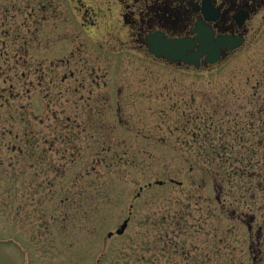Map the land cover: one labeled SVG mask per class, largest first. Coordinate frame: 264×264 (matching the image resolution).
Returning <instances> with one entry per match:
<instances>
[{
    "label": "rangeland",
    "instance_id": "374dc122",
    "mask_svg": "<svg viewBox=\"0 0 264 264\" xmlns=\"http://www.w3.org/2000/svg\"><path fill=\"white\" fill-rule=\"evenodd\" d=\"M120 12L117 0H0V264H264L235 209L256 232L263 213L246 200L264 207V149L251 138L264 134L212 156L181 130L218 95L229 125L262 108L259 54L171 67L137 51ZM206 172L228 188V213Z\"/></svg>",
    "mask_w": 264,
    "mask_h": 264
},
{
    "label": "flooded vegetation",
    "instance_id": "af4514ba",
    "mask_svg": "<svg viewBox=\"0 0 264 264\" xmlns=\"http://www.w3.org/2000/svg\"><path fill=\"white\" fill-rule=\"evenodd\" d=\"M117 1L121 9V21L126 27L130 28L135 38L134 46L138 52L143 50L148 52L149 44L147 38L155 34L163 35L167 39L189 40L194 42L196 44L195 51H197L200 47L198 41L199 33L201 34L203 32L208 34L209 38L211 37L213 50L216 51L218 49L220 52L217 61L212 64L207 62L209 57L208 53L203 54L197 68L181 63L172 64L164 60H155L150 55L153 60L164 62L171 67L193 69L196 72L202 70L215 71L225 63L233 60L239 53L245 52L246 49H251L253 54H259L260 56V69L264 77V0ZM88 19L94 20L93 16H89ZM256 85H259V90L264 92V79L258 81ZM78 91L76 89L75 92ZM220 94L223 95V93ZM219 97L218 95L217 99L213 101L210 116H207L199 107L196 111L197 115L194 118L188 117L185 119L181 128L185 137L187 136L192 139L193 146L196 145L203 149L206 148L204 146H211L207 148L210 152L204 153L205 155L218 156V153H226L236 146L243 147L246 143L250 142L247 140L251 135L250 130H256L258 128L264 134V106L256 113H252L251 111L247 113L249 119L246 123L238 121L234 125H229L225 119L232 117L234 113L232 111H223L224 109L218 105L220 104L219 100H221V97ZM254 99L257 100L252 95L250 101L252 102ZM260 134V139L256 137V134L251 138L253 140L258 139L256 143L251 142V146L264 149V137H260ZM213 136L218 140L216 144H214ZM26 140H29V138H26ZM27 146L28 141H25L24 151H27ZM262 156L264 161V153ZM44 159H46L45 156H41V162H44ZM209 161L211 160L209 159ZM237 173L235 171L234 175ZM207 174H211L210 177L214 180L215 206L220 207L221 211L225 213L227 211L224 207L226 206L225 203L227 202L229 190L215 183L217 176L215 172L214 174ZM248 199L249 201L246 200L248 203L247 208H249L248 212L253 210L254 212L263 213L262 219H264V207L260 209L258 206L256 207L255 197H249ZM224 204L225 206H223ZM230 204L235 206L233 202ZM237 207L240 209V213L237 214L238 218L241 219L240 222L245 224L247 230H249L251 245L254 236L255 241L260 240V244L264 246V220L261 223L258 222L260 223L259 227H257L258 230L253 232V225L248 226V224L244 223V217L248 216L243 211L244 208L240 207L239 203L235 209Z\"/></svg>",
    "mask_w": 264,
    "mask_h": 264
},
{
    "label": "water",
    "instance_id": "95a60500",
    "mask_svg": "<svg viewBox=\"0 0 264 264\" xmlns=\"http://www.w3.org/2000/svg\"><path fill=\"white\" fill-rule=\"evenodd\" d=\"M200 47L195 51L196 44L189 40H168L163 35L155 34L148 37L149 52L156 58L165 59L170 62H182L191 66H199L200 58L203 54L208 53L207 62L212 64L219 57V50H213L212 40L205 32L199 33ZM208 35V36H207ZM128 221L124 222L121 228L116 232L118 236H122L127 229ZM112 234L109 235L111 237Z\"/></svg>",
    "mask_w": 264,
    "mask_h": 264
},
{
    "label": "trees",
    "instance_id": "16d2710c",
    "mask_svg": "<svg viewBox=\"0 0 264 264\" xmlns=\"http://www.w3.org/2000/svg\"><path fill=\"white\" fill-rule=\"evenodd\" d=\"M127 155V154H126ZM197 203V202H196ZM176 225H177V227H178V229H181V223H180V220H178L177 222H176Z\"/></svg>",
    "mask_w": 264,
    "mask_h": 264
}]
</instances>
